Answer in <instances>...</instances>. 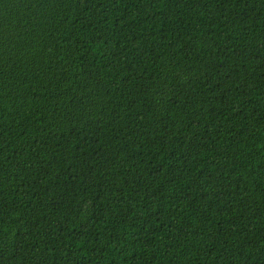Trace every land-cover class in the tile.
Listing matches in <instances>:
<instances>
[{"label":"trees","instance_id":"16d2710c","mask_svg":"<svg viewBox=\"0 0 264 264\" xmlns=\"http://www.w3.org/2000/svg\"><path fill=\"white\" fill-rule=\"evenodd\" d=\"M0 264H264V0H0Z\"/></svg>","mask_w":264,"mask_h":264}]
</instances>
